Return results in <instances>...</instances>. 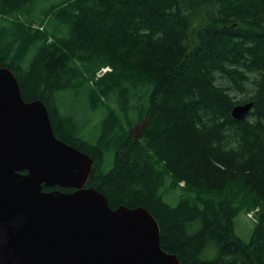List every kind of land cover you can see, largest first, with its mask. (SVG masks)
Wrapping results in <instances>:
<instances>
[{
  "label": "trees",
  "instance_id": "16d2710c",
  "mask_svg": "<svg viewBox=\"0 0 264 264\" xmlns=\"http://www.w3.org/2000/svg\"><path fill=\"white\" fill-rule=\"evenodd\" d=\"M0 68L93 160L85 187L146 209L179 264H264V0H0Z\"/></svg>",
  "mask_w": 264,
  "mask_h": 264
},
{
  "label": "water",
  "instance_id": "95a60500",
  "mask_svg": "<svg viewBox=\"0 0 264 264\" xmlns=\"http://www.w3.org/2000/svg\"><path fill=\"white\" fill-rule=\"evenodd\" d=\"M251 107L234 106L232 118ZM92 167L54 136L44 104L25 102L12 72L0 68V264H179L160 247L146 209H111L85 187Z\"/></svg>",
  "mask_w": 264,
  "mask_h": 264
},
{
  "label": "rangeland",
  "instance_id": "374dc122",
  "mask_svg": "<svg viewBox=\"0 0 264 264\" xmlns=\"http://www.w3.org/2000/svg\"><path fill=\"white\" fill-rule=\"evenodd\" d=\"M85 98L86 96L83 93L76 94L74 92H70L62 98V102H64L66 107L67 106L76 107L78 111L81 108V112L79 113L82 114V111H83L82 108L85 107V104L87 102ZM100 117H101V114H98V113L89 114L87 111V113L83 115V118H86L85 122H87V123H83V128L87 132L97 129L98 128L97 121ZM137 132H138L137 127L131 130L132 135H136ZM109 166H110L109 164H106V167L109 168ZM179 195H180V191L175 192L172 196L165 197V201L168 204L174 206L177 203V199ZM253 227H254V221H253L251 214H245L244 212H240L234 220L235 235L243 241L249 240ZM214 256H215V251L213 249H210L206 253L205 258L209 259V258H213Z\"/></svg>",
  "mask_w": 264,
  "mask_h": 264
}]
</instances>
